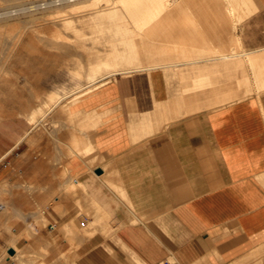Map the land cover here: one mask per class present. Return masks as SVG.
I'll use <instances>...</instances> for the list:
<instances>
[{
    "label": "crops",
    "instance_id": "1",
    "mask_svg": "<svg viewBox=\"0 0 264 264\" xmlns=\"http://www.w3.org/2000/svg\"><path fill=\"white\" fill-rule=\"evenodd\" d=\"M209 17L216 24L202 41L209 56L116 74L106 85L83 95L73 111L101 113L96 127L82 131L80 124H71L68 131L67 117L56 111L61 127L54 133L64 160L55 163L46 157L57 150L45 136L41 155L26 157L29 145L24 138L29 131L15 132L13 123L0 126V187H18L25 178L50 182L51 174L63 165L77 176L76 182L88 187L90 197L107 206L106 213L119 225L118 237L132 253L117 249L100 264H163L168 257L177 264H248L264 252V89L251 94L242 90L244 58L252 86L264 83V75L257 78L254 73L260 66L264 70V64L252 68L247 62L248 57L264 59L263 31L246 39L249 50L233 46L252 28L262 29L263 15L235 30L222 24L221 16ZM197 81L201 89H195ZM84 138L104 156L102 163L91 166L77 154L67 155L70 142L82 148L84 143L78 140ZM107 177L120 182L127 202L103 186ZM4 210L0 205V221L7 225L10 216ZM23 227L18 224L14 231ZM42 234L48 237L45 229ZM9 238L4 231L0 243ZM97 241L92 239L91 245ZM50 250L43 260L48 264L58 258L56 248ZM261 261L264 257L252 264Z\"/></svg>",
    "mask_w": 264,
    "mask_h": 264
},
{
    "label": "rangeland",
    "instance_id": "2",
    "mask_svg": "<svg viewBox=\"0 0 264 264\" xmlns=\"http://www.w3.org/2000/svg\"><path fill=\"white\" fill-rule=\"evenodd\" d=\"M81 1L82 2L79 5H76L80 7L78 8L79 10L77 9L78 12L75 13L74 11H72L74 12V14H67V17L66 16L58 17L55 19H51L54 15L48 14L40 20V19H29L24 16L25 14L23 12L25 10H29L25 7L28 6L27 3H29L30 1L29 2L28 0L24 1V4L21 5L18 3L14 4L8 0H0V13H1L0 14L1 15L0 16V35L5 34V35L0 36V46L2 44L1 46L2 48H0V56H1L0 57V94H1L0 96V126L4 123H9V124L13 123L12 125H14L15 132H19V131L22 132L26 130L29 131V133L24 138V141L26 142V144L29 145V150L25 154L26 157L27 155L29 156L30 155L40 156L41 155L42 149L40 147V143L42 142L43 140L42 138H44V136L47 138V141L50 142V144L54 148H56L55 150H57L59 141H58L57 136L54 135L55 134L54 132L59 131V128H60V124H59L60 119L58 117H55L56 115L55 112L57 110L59 112L62 111L63 115L67 117L68 131H69V126H71L73 122H75L74 124H80L81 126H83V127L79 126V129L82 131L88 130L89 127H96L101 122L102 114L96 113L97 111L95 110H92L91 111L92 113L91 112L89 113L86 110H83L80 112H74L73 109L75 108L77 101H79L83 95L88 94L106 85L111 80V78L114 75H116L112 73L111 75H108L107 81L106 83H104V85L96 84V82L93 84H90L89 86L87 85L89 82V80L87 79V75H89V73H91L94 69H96L95 67L98 68L99 66L102 68L100 69L99 74L105 73L107 71H112V69L114 68L113 66H110V65L106 66V64L104 65L102 64V62L106 63L109 61L110 64H113V62L111 61L116 60L115 55H117L118 53L119 54L117 56H119L120 54H121L120 57L125 56L123 59L119 58L122 60L123 62L122 66H124L125 68L128 69L129 67H131L134 69L136 68L135 66L140 67V69L127 72L126 74L134 73V72L149 71L143 68V66L141 67L140 64H142V60L144 61L142 65H144L145 67V66L153 65L154 61L156 64H159L161 62L162 63L171 62L172 64H176L179 62H189V61L195 60V58L201 59L203 58V56H209L208 52L206 54L204 53L208 51V49L203 46V42H202L203 37L208 36L207 35L208 32L213 31L214 29L213 27L216 25L213 20H210L209 15H213L217 17L221 16L223 19L222 24L226 25L227 28H231V29L233 28L234 30L236 29L235 26L238 27V25L239 26L242 25L243 27H246L247 25L250 24V22H252V20L257 15L259 14L263 15V22H261L260 24L262 26V29L257 30V29L252 28L247 35H245L244 33V36L241 41L239 40L233 41V46L239 49L242 48L244 52L249 50L245 43L247 38L255 37L257 35L256 31H259L258 33H261L263 31L262 35H264V10L260 11L259 13H254V11H251L255 7V5L252 2H250L251 5L244 6L243 9L240 8L239 10V8H237L236 16H232L230 14L223 13L224 11L223 7L222 5L221 6L219 5L218 7L217 0H191L189 1V3L186 1H183L182 10L185 8V10L183 11L178 9L180 7L179 1L172 0L170 2L171 9L168 11L173 12L172 13L173 16L167 17L166 19L165 15L168 13L163 12L159 17V20L157 21V23L159 24V29L157 31V36H156L157 38H156L155 46L153 45L154 49L153 48L150 49L149 47L140 49L138 52L139 54L138 53L136 54L137 56L134 55L135 53L133 52L131 47L125 44L123 45V43L119 41L117 42L118 38L121 36L115 35L114 29H112V33H111V30L108 28H107L108 30L106 29L107 31L104 30V32L98 31L95 28L97 24L95 22L94 23L92 22L91 24L87 22H86L87 24L84 22H78V24L80 25L79 29L77 30L78 32L73 31L71 29L65 30L67 31L66 35L71 36V37L68 36L69 40L71 41L74 40V42L83 41L85 43L86 46L84 48H80L78 50L79 52L77 51L72 54H66V53L64 54V51L61 52L59 48L56 49L55 47H52L51 49V47H47V46L41 47L42 44L39 43L40 42L39 38H48V39L56 40V39H61L60 37L58 38V35L60 34V32H62L63 34L66 33V32H63L64 30L62 31L61 27L53 25V21L59 20L63 22L64 18L65 20L75 19L77 21L81 17V15L87 12L85 10H88V9H91L97 6L99 7L101 5L109 4L112 2V0H93V2L89 1L87 3L82 4L85 1L84 0H81ZM115 1H116L115 4L117 5L118 0H115ZM42 2L44 1H41L40 3ZM80 5L83 6L82 10H81ZM85 5H87L86 8H85ZM19 6L20 8H18ZM45 6L46 5L42 6V10L48 9V7H45ZM56 6L58 7L64 6V4L61 3ZM21 7L24 8V10H22ZM66 8L70 9V7H66ZM216 8H218L217 11L219 13H216L217 12ZM244 10H246L247 12H245ZM5 12H7V14ZM239 15H242V17H240ZM238 17H240L241 19L240 18L238 19ZM79 20L81 21L83 19L80 18ZM104 20H105L104 23H106V26H107L109 23L108 19L104 18L103 21ZM17 21H20V22H17ZM22 22L23 23L25 22L26 24L25 23L22 24ZM4 23H7V24H4ZM181 23L183 24L187 23L186 26L188 25L189 29L187 28L185 30H181L179 28V25ZM21 26H23V28ZM85 26H88V27H85ZM43 28L45 29L43 30ZM186 30L187 31L189 30V31L187 32ZM84 31H85V34H84ZM96 31L98 32L97 34H96ZM93 33L94 35H92ZM13 35L14 36L16 35L15 36L16 39L19 40V43L21 41V44H18L17 46L13 45V43L15 42V41L13 42V40L15 39L13 38L14 37ZM77 35L78 37L76 39L75 36ZM18 37H21V38H18ZM29 38H32L33 40ZM34 39H36V41ZM31 40L33 44L35 43L34 45H36V47L32 48L31 44L26 45L24 43V42H28ZM113 40L116 41L115 42L116 44H113L111 42ZM106 44L109 45L110 47L108 46L106 47ZM118 46L120 48H118ZM49 48H50V51H49ZM193 48H199V50L196 53L186 52ZM45 49H47L48 51ZM155 50H157L158 52ZM145 51H147V56H146ZM39 52L42 54H40ZM150 52L152 55L150 54ZM214 53L224 54L225 52L222 50H216V52ZM129 54L134 55L133 56L134 60L130 61L128 59ZM79 55H82V57L81 56L78 57ZM154 55H155V58H154ZM37 56L38 58L40 57L41 59V60L39 59L40 61L39 60L36 61L38 59ZM139 56L140 58H138ZM169 57L171 59H169ZM32 58L35 61H33ZM43 59L44 61H42ZM149 61L153 63H150ZM250 61L253 63H251ZM250 61L248 62L251 63L249 64H250V67L252 68H255V67H258L264 64V59L260 61H252V60ZM44 63H48V64H44ZM86 63H87V70H86ZM30 64H32V66ZM258 70H255V73H256L255 77H257L258 75L257 73H259ZM76 74L79 76H77ZM245 74L246 76L242 80H244V82L246 80L250 84L249 88L251 86V88L253 89V91H251L250 93L261 92L262 90L261 91L256 90L257 85L260 86L261 83L259 82V84H257L256 86H252V84L249 82L250 78H249L248 72L245 71ZM242 76L243 74L241 75V77ZM105 78L106 77H104L103 79L101 78L99 80H104ZM37 79L40 80L39 83L37 82L38 81ZM77 79L79 82L81 79L83 83L82 82L79 83ZM237 79H238V85H239L241 79H239V77H237ZM196 83L197 85L198 83L201 85V86L198 85L199 86L198 89H201L202 83L199 81H197ZM79 85L83 87L81 88ZM98 86L100 87L97 88ZM31 88L32 89L34 88V90H32ZM36 88H38V90ZM67 89L69 90L68 92L66 91ZM31 90L33 94L30 93ZM242 90H243V93L248 94L246 92V87L244 84L242 85ZM36 91L40 93L38 94ZM55 91L58 92V94L61 92V94L48 95V94H51L50 92H53L52 94L56 93ZM76 92L78 93V96ZM64 93L66 94L68 93L67 97H65L66 94L64 95ZM75 94L77 97L75 96ZM72 95L74 96L72 97ZM52 96H56V99L60 96V99H61L60 101L62 103L59 101V103L53 109L49 111V107L52 106L56 101L55 99L52 98ZM46 98L47 99L49 98L48 102L51 101L49 105L48 103L46 104L47 102V100H45ZM51 98L52 100H50ZM30 99L35 103L33 104V102ZM42 99H44V101ZM52 101H53V104H52ZM43 104H46V106ZM32 107H34V109L35 108L39 109L40 107H44L43 111H41L40 113L38 111L37 113L38 115L36 118L37 119L36 125L30 124L31 123V113L33 112ZM58 107H60V109H58ZM30 108L32 109L30 110ZM68 108L71 110L68 111L67 110ZM44 112L45 113L47 112V113L45 114ZM68 112L70 113V115ZM71 112H74V113L71 114ZM72 127L74 128L73 130L74 133H76L75 131L76 127L75 126H72ZM64 129L65 128L63 126V130ZM38 132L39 134H43V135L41 136V138L36 139L34 138V134H38ZM84 139H86L87 141L86 143H88L92 147V145L90 144V140H88V138H84ZM86 143H84V146H86L85 145ZM70 144L72 146L78 145L76 141L74 144L73 140L70 142ZM87 154H89V156L97 157V159L93 163H91V166L102 163L104 161V156L97 150L95 145L92 147L91 151H88ZM67 155L68 156L72 155V150L68 149ZM46 157L50 160V162H55V163H58L61 158L58 150L54 151L53 149L51 150L49 155H46ZM61 160H64V157H62ZM62 164H64V161L62 162ZM56 173L57 174L55 175L53 173L51 174L50 182H42V181H37V180L35 182H27L25 180L26 178L24 180L23 178H21L20 180H23L24 182L20 181V186L15 187L13 185H10V186L5 187L6 190H0V205L5 204L4 209L6 210V212L7 211L9 213L11 212L10 214L8 213L10 216L9 217L10 219H8L7 225L6 223L5 225L3 224L4 220L0 223V236L2 235L4 231L7 232L10 236L8 241L7 239H5L4 243H0V264H48V263L43 262V260H44V257L48 256L51 253V250H50L51 247L56 248V252L58 256L57 260L52 262L51 264H100L103 260L105 259L109 260L110 257H113L112 255L114 253H117V249L131 254L132 252L129 250V248L126 245H124L122 243L121 238L118 237V233L120 232V230L118 229L119 225L114 223V220L112 219L111 214L106 213L107 206H102L97 201V199L90 197L89 194L87 193L88 187H86V185H84L83 183L77 188L70 186L69 183L71 182L72 178L75 176L72 175L69 170H66L63 165L59 169H57ZM71 176L72 178H70ZM104 180H105L103 181L104 187L107 186L110 189L114 190L120 196V199H119L120 201H125V202L128 201V198H125L123 196L122 187H121L120 182L110 180V179L108 181V179L106 178H104ZM58 181H61L63 185L65 182H67V184L64 187V190H66V193L68 194L65 193L66 194L65 195L64 193H62L63 191L61 187H59L58 189V185H57ZM31 186L33 189L32 188L30 189ZM2 187L3 186H1L0 188ZM56 189H58L57 192L59 191L57 194H55L56 192L55 193L52 192V190L56 191ZM60 189H61V193H60ZM10 190L13 192L12 196L10 195V192H11ZM28 192L34 193L36 196L34 197L20 196V194L22 195ZM51 192L54 193L53 195H55L56 197L51 195L52 194ZM15 201L20 203V205L16 203ZM14 203L17 209L15 207L14 208L12 207V205L15 206ZM21 207H22V210L19 209ZM18 209L20 210V212ZM74 210H77V212L73 213L72 211ZM15 211H17L16 212L17 214L15 213ZM22 211L25 213V216L23 215L24 213L22 214ZM46 212H49V213L46 214ZM18 214L19 215L21 214L20 217H18L19 216ZM135 222H138V220H135ZM18 224L24 227H23V230L16 233L14 231V227H16ZM44 229L47 231L48 237H44V235L42 234ZM12 237H16V243L19 244L20 256L17 258L19 259L18 260L19 262H17L16 259L11 258L8 253V250L6 249V247L10 245V239ZM83 238L85 239L83 240ZM98 238H99V243L97 241L96 245L95 244L91 245L92 239H94L95 241V239H98ZM33 240L36 243L34 246L32 244ZM60 242L62 243L61 244L62 246L59 248L58 243ZM108 242L112 244L114 243L115 247L113 248L112 246H110ZM163 244H164L163 246H166L165 243ZM87 245L88 247L86 248ZM133 255L134 254L131 255L132 259H133ZM263 257H264V252L260 255H255L251 257L250 259L251 261H249L248 264H252L253 261L262 259ZM168 260L169 262H163V264H177L173 258L168 257ZM263 262L264 261H261L260 264H262ZM133 263L136 264L135 262Z\"/></svg>",
    "mask_w": 264,
    "mask_h": 264
},
{
    "label": "bare ground",
    "instance_id": "3",
    "mask_svg": "<svg viewBox=\"0 0 264 264\" xmlns=\"http://www.w3.org/2000/svg\"><path fill=\"white\" fill-rule=\"evenodd\" d=\"M8 1H10V2H12V3H18V4H21V5H23L24 4V1H27V0H8ZM30 1V2H29ZM41 1H44V2H42V3H40ZM85 2H83L82 4H84V3H87V2H89V1H92L93 2V0H84ZM172 0H118V2H119V4H118V2H117V5L115 4L116 3V1L115 0H112V2L111 3H109V4H105V5H101V6H97V7H93V8H91V9H88V10H85V11H87L86 13H84L83 15H81V17L80 18H82L83 20H72V19H70V20H65V18H64V21L63 22H61V21H53V25H56V26H59V27H61V29H62V31L63 32H66L65 34H63L62 32H60V34L58 35V38L60 37L61 39H56V40H53V39H48V38H39L40 40V44H42L41 45V47L42 46H47V47H51V49H52V47H55L56 49L57 48H59L60 50H61V52L62 51H64V54L66 53V54H72V53H75V52H77L80 48H84L86 45H85V43L83 42V41H78V42H74V40L73 41H71V40H69V38H68V36H70V35H66L67 34V31H65L66 29H71V30H73V31H76V32H78L77 30L79 29V24H78V22H84V23H89V24H91L92 22L94 23H97L96 24V27H95V25H94V27L98 30V31H103L104 32V30H106L107 28L108 29H110L111 30V33H112V29H114V32H115V35H120L121 37H119L118 38V40H117V42L119 41V42H121V43H123V45L125 44V45H128L129 47H131L132 48V50H133V52L135 53L134 55H136L138 52H139V50L140 49H143V48H145V47H149L150 49L151 48H153V45L155 46V43H156V36H157V31H158V29H159V24L157 23V21L159 20V17H160V15L163 13V12H167L168 14H166L165 16V18L167 19V17H171V16H173L172 15V13L173 12H169L168 10H170L171 9V7H170V2H171ZM177 1H179V4H180V7L178 8V9H180V10H182V3H183V1H186V2H188L189 3V1H191V0H177ZM28 2L29 3H27V7H25V8H27V9H29V10H25L23 13L25 14L24 16L26 17V18H29V19H42L44 16H46V15H54L51 19H55V18H58V17H67V14H74V12L76 13V12H78L77 11V9L78 8H80V7H78V6H76V5H79L82 1L81 0H28ZM91 2V3H92ZM96 2V1H95ZM217 5H218V7H219V5L221 6L222 5V7H223V13H227V14H230V15H232V16H236V10H237V8H239V10H240V8H242L243 9V7L244 6H248V5H251V3L250 2H252L254 5H255V7H254V9H252L251 11H254V13H257L259 10H261V9H263L264 8V0H217ZM64 4V6H56V5H58V4ZM98 3H100V2H98ZM108 3V2H107ZM5 4V3H4ZM65 4H67V5H65ZM43 5H46L45 7H48V9L47 10H42V6ZM100 5V4H99ZM187 5V4H186ZM81 6V5H80ZM86 6L87 5H85V8H86ZM92 6V5H91ZM2 7V6H1ZM66 7H70V9L68 8H66ZM82 7L83 6H81V10H82ZM18 8H20V6L18 7ZM22 8V7H21ZM188 8V7H187ZM252 8V7H251ZM245 9V8H244ZM7 10V9H6ZM12 10H14V9H12ZM21 10V9H20ZM22 10H24V8H22ZM21 10V11H22ZM79 10V9H78ZM84 10V9H83ZM183 10H185V8L183 9ZM182 10V11H183ZM218 10V8H216V11ZM250 10V9H249ZM72 11H74V12H72ZM245 12H247L246 10H244ZM239 12V11H238ZM250 12V11H249ZM6 14H7V12H5ZM21 13V12H20ZM216 13H219L218 11L216 12ZM251 13V12H250ZM1 14V13H0ZM247 14V13H246ZM249 14V13H248ZM22 15V14H21ZM80 15V14H79ZM175 15V14H174ZM250 15V14H249ZM1 16V15H0ZM69 16V15H68ZM238 16V15H237ZM240 17H242V15H239ZM7 17V16H6ZM5 17V18H6ZM240 17H238V19L240 18ZM5 18H3V19H5ZM69 18V17H68ZM68 18H66V19H68ZM108 19V25L106 26V23H104L105 22V20L103 21V19ZM161 19V18H160ZM241 19V18H240ZM23 20V19H22ZM39 20V21H40ZM62 20V19H61ZM4 21H6V20H4ZM3 21V22H4ZM30 21V20H29ZM51 21V20H50ZM101 21V22H100ZM107 21V20H106ZM17 22H20V21H17ZM37 22V21H36ZM25 23V22H24ZM23 22H22V24H24ZM39 23V22H38ZM86 23V24H87ZM4 24H7V23H4ZM26 24V23H25ZM42 24H44V23H42ZM46 24V23H45ZM50 24V23H49ZM48 24V25H49ZM187 24V23H186ZM186 24H183V23H181L180 25H179V28L181 29V30H185V29H187L189 26L187 25L186 26ZM28 25V24H27ZM37 25V24H36ZM47 25V26H48ZM11 26V25H10ZM38 26V25H37ZM40 26V25H39ZM51 26V25H50ZM84 26V25H83ZM7 27V26H6ZM12 27V26H11ZM22 28H23V26H21ZM20 27V28H21ZM41 27V26H40ZM49 27V26H48ZM85 27H88V26H85ZM236 28H237V26H235ZM38 28V27H37ZM45 28H43V30H44ZM53 29V28H52ZM90 29V28H89ZM107 29V30H108ZM189 29V28H188ZM233 29V28H232ZM12 30V29H11ZM10 30V31H11ZM14 30V29H13ZM17 30V29H16ZM27 30V29H26ZM28 30H29V28H28ZM32 30V29H31ZM42 30V29H41ZM106 30V31H107ZM174 30V29H173ZM23 31V30H22ZM187 31V30H186ZM189 31V30H188ZM187 31V32H188ZM193 31V30H192ZM18 32V31H17ZM28 32V31H27ZM33 32V31H32ZM56 32V31H55ZM72 32V31H71ZM75 32V33H76ZM3 33V32H2ZM13 33V32H12ZM19 33V32H18ZM23 33V32H22ZM69 33V32H68ZM98 32L96 31V34H97ZM108 33V32H107ZM21 34V33H20ZM39 34V33H38ZM52 34V33H51ZM56 34V33H55ZM77 34V33H76ZM83 34V33H82ZM84 34H85V31H84ZM90 34V33H89ZM100 34V33H99ZM103 34V33H102ZM109 34H110V32H109ZM2 35H5V34H2ZM2 35H0V36H2ZM9 35V34H8ZM35 35V34H34ZM49 35V34H48ZM79 35V34H78ZM78 35L77 36H75L76 37V39H77V37H78ZM92 35H94V33L92 34ZM114 35V36H115ZM10 36V35H9ZM14 36V35H13ZM16 36V35H15ZM13 37V38H15L14 40H13V45L14 46H17L18 44H21V41H20V43H19V40L18 39H16V37ZM20 36V35H19ZM28 36V35H27ZM43 36H44V34H43ZM85 36V35H84ZM96 36V35H95ZM153 36H155V37H153ZM11 37V36H10ZM52 37V36H51ZM71 37V36H70ZM81 37V36H80ZM94 37V36H93ZM97 37V36H96ZM116 37V36H115ZM238 37H240V36H238ZM4 38V37H3ZM12 38V39H13ZM18 38H21V37H18ZM28 38V37H27ZM26 38V39H27ZM56 38V37H55ZM73 38H74V36H73ZM86 38V37H85ZM89 38V37H88ZM91 38V37H90ZM111 38V37H110ZM151 38V39H150ZM29 39H32V38H29ZM38 39V38H37ZM72 39V38H71ZM99 39V38H98ZM112 39V38H111ZM2 40H4V39H2ZM21 40V39H20ZM23 40V39H22ZM28 40V39H27ZM33 40V39H32ZM32 40L31 41H28V42H24L26 45L27 44H31L32 45V48H34V47H36V45H34L33 43H32ZM35 41H36V39H34ZM34 41V42H35ZM95 41V40H94ZM158 41V40H157ZM9 42V41H8ZM113 44H116L115 42V40H113V41H111ZM110 42V43H111ZM104 43V42H103ZM107 43V42H106ZM153 43V44H152ZM4 44V43H3ZM24 44V45H25ZM38 44V43H37ZM39 44V45H40ZM119 44V43H118ZM30 45V46H31ZM1 46H2V44H1ZM0 46V48H2ZM3 46H5V45H3ZM110 47L109 45H107L106 44V47ZM20 47V46H19ZM25 47V46H24ZM29 47V46H28ZM28 47H26V48H28ZM124 47V46H123ZM14 48V47H13ZM30 48V47H29ZM38 48H40V47H38ZM45 48V47H44ZM54 48V49H55ZM113 48H115V47H113ZM118 48H120L119 46H118ZM117 48V49H118ZM5 49V48H4ZM6 49H7V47H6ZM21 49H22V47H21ZM31 49V48H30ZM36 49V48H35ZM55 49V50H56ZM87 49H88V47H87ZM103 49V48H102ZM109 49V48H108ZM154 49V48H153ZM156 49H158V48H156ZM38 50V49H37ZM42 50V49H41ZM40 50V51H41ZM45 50H47V49H45ZM44 50V51H45ZM146 50V49H145ZM7 51V50H6ZM9 51V50H8ZM25 51V50H24ZM35 51V50H34ZM33 51V52H34ZM48 51V50H47ZM49 51H50V48H49ZM109 51V50H108ZM153 51V50H152ZM155 51H157V50H155ZM164 51V50H163ZM166 51V50H165ZM17 52V51H16ZM15 52V53H16ZM54 52V51H53ZM56 52V51H55ZM79 52V51H78ZM112 52V51H111ZM116 52V51H115ZM146 52V56H147V51H145ZM158 52V51H157ZM242 52H244V51H242ZM250 52V51H249ZM9 53H11V52H9ZM14 53V52H13ZM27 53H29V52H27ZM32 53V52H31ZM36 53H37V51H36ZM40 53V52H39ZM38 53V54H39ZM45 53V52H44ZM59 53V52H58ZM117 53V52H116ZM153 53V52H152ZM159 53H160V51H159ZM258 53V52H257ZM23 54V53H22ZM40 54H42V53H40ZM60 54V53H59ZM78 54V53H77ZM76 54V55H77ZM80 54V53H79ZM107 54V53H106ZM111 54V53H110ZM109 54V55H110ZM115 54V53H114ZM119 54V53H118ZM117 54V55H118ZM139 54V53H138ZM150 54H151V52H150ZM235 54V53H234ZM234 54L232 55V56H234ZM260 54V53H259ZM108 55V56H109ZM117 55H115V58H116V60L115 61H111V62H113V64H110V62L108 61V62H102V64H106V66L107 65H110V66H113L114 68L112 69V71H107V72H105V73H100L99 74V71H100V69H102L101 67H99L98 65V68L97 67H95L96 69H94L91 73H89V75H87V79L89 80V82H88V86L90 85V84H93V83H95L96 82V84H99V85H104V83H106V81H107V78H108V75H111V73L112 74H126L127 72H131V71H133V70H138V69H140V67L139 66H135L136 68H131V67H129L128 69L127 68H125L124 66H122L123 65V62H122V60L121 59H123L125 56H121L120 57V55L119 56H117ZM133 54L132 55H130L129 54V56H128V59L131 61V60H134L133 59V56H134ZM152 55V54H151ZM156 55H157V53H156ZM70 56V55H69ZM82 57V55H79L78 57ZM137 56V55H136ZM149 56V55H148ZM243 56V55H242ZM242 56H241V58H242ZM1 57V56H0ZM12 57V56H11ZM10 57V58H11ZM24 57V56H23ZM33 57V56H32ZM42 57V56H41ZM106 57H107V55H106ZM152 57V56H151ZM204 57V56H203ZM245 57V56H244ZM243 57V58H244ZM247 57V56H246ZM258 57H260V56H258ZM7 58V57H6ZM5 58V59H6ZM16 58H18V57H16ZM37 58H38V56H37ZM119 58H121V59H119ZM127 58V57H126ZM138 58H140V56L138 57ZM154 58H155V55H154ZM226 58V57H225ZM250 60H252V57H248ZM9 59V58H8ZM14 59V58H13ZM33 59V58H32ZM31 59V60H32ZM40 59V57L36 60V61H38ZM57 59V58H56ZM63 59V58H62ZM104 59H106V58H104ZM114 59V58H113ZM136 59V58H135ZM169 59H171L170 57H169ZM196 59V58H195ZM245 59V58H244ZM243 59V61H242V69L244 70V72H245V60ZM247 59V58H246ZM247 60V62L248 61H250V60ZM253 59H255L254 57H253ZM256 59H257V57H256ZM41 60V59H40ZM39 60V61H40ZM121 60V61H120ZM155 60V59H154ZM153 60V61H154ZM166 60V59H165ZM180 60H182V59H180ZM30 61V60H29ZM33 61H35L34 59H33ZM42 61H44V59L42 60ZM89 61V60H88ZM100 61H102V60H100ZM105 61V60H104ZM140 61H141V59H140ZM147 61V60H146ZM151 61V60H150ZM149 61V62H150ZM187 61V60H186ZM199 61V60H198ZM257 61V60H256ZM15 62V61H14ZM48 62V61H47ZM139 62V61H138ZM143 60H142V64H143ZM159 62V61H158ZM157 62V63H158ZM161 62V61H160ZM251 62V61H250ZM249 62V63H250ZM5 63V62H4ZM3 63V64H4ZM33 63V62H32ZM89 63V62H88ZM93 63H95V62H93ZM101 63V62H100ZM150 63H153V62H150ZM162 63V62H161ZM159 63V64H156L155 63V61H154V64L153 65H149V66H145L144 67V65H142V64H140L141 65V67L143 66V68H145V69H147V70H152V69H154V68H156V67H162V66H168L169 67V65H172V63L171 62H166V63ZM251 63H253V62H251ZM250 63V64H251ZM44 64H48V63H44ZM80 64H82V63H80ZM249 64V65H250ZM257 64V63H256ZM31 66H32V64H30ZM35 65H36V63H35ZM27 66V65H26ZM24 67V66H23ZM83 67V66H82ZM109 67V66H108ZM29 68V67H28ZM31 68V67H30ZM32 68H34V67H32ZM37 68V67H36ZM40 68V67H39ZM92 68V67H91ZM164 68V67H163ZM177 68V67H176ZM93 69V68H92ZM132 69V70H131ZM165 69V68H164ZM33 70V69H32ZM49 70V69H48ZM82 70V69H81ZM86 70H87V63H86ZM34 71V70H33ZM37 71V70H36ZM49 72V71H48ZM257 72V71H256ZM258 72L259 73H257L258 75H257V77H261L262 75H264V70H263V68H262V66H260V68H259V70H258ZM40 73H41V71H40ZM74 73H75V71H74ZM80 73V72H79ZM85 73H87V72H85ZM84 73V74H85ZM254 73H255V71H254ZM30 74V73H29ZM256 74V73H255ZM77 75V74H76ZM76 75H74V76H76ZM246 75V74H245ZM34 76V75H33ZM77 76H79V75H77ZM27 77H29V76H27ZM31 77V76H30ZM104 77H106L104 80H99V79H103ZM34 78V77H33ZM76 78V77H75ZM81 78V77H80ZM115 78V77H114ZM86 79V78H85ZM84 79V80H85ZM86 79V80H87ZM110 79V78H109ZM116 79V78H115ZM38 80V79H37ZM76 80V79H75ZM258 80V79H257ZM3 81V80H2ZM36 81V80H35ZM39 81L40 80H38L37 82L39 83ZM77 81H78V79H77ZM260 81V80H259ZM79 82V81H78ZM80 82H82V80L80 79ZM79 82V83H80ZM260 82H262V81H260ZM264 82V81H263ZM30 83V82H29ZM79 83H77V84H79ZM83 83V82H82ZM256 83V82H255ZM243 84L245 85V87H246V92L248 93V94H251L250 92L251 91H253V89L251 88V86H250V88H249V83H246V82H244V80H243ZM262 84V83H261ZM260 84V86H258L257 85V87H256V90L257 91H261V90H263L264 89V83L261 85ZM2 85V84H1ZM40 85V84H39ZM198 85L199 86H201L199 83H198ZM197 85V83H195V89H197V88H199V86ZM32 86V85H31ZM80 86V85H79ZM38 87V86H37ZM81 87V86H80ZM83 87V86H82ZM81 87V88H82ZM100 86H98L97 88H99ZM79 88V87H78ZM32 89V88H31ZM37 90H38V88H36ZM255 89V88H254ZM32 90H34V88L32 89ZM32 90H31V92L30 93H32L33 94V92H32ZM67 92L69 91L68 89L66 90ZM73 91V90H72ZM256 91V92H257ZM37 92V91H36ZM56 92V91H55ZM64 92H65V90H64ZM79 92V91H78ZM38 93V92H37ZM40 93V92H39ZM38 93V94H39ZM51 94H48V95H55V94H58V92H56V93H54V94H52L53 92H50ZM70 93V92H69ZM77 93V92H76ZM35 94V93H34ZM59 94H61V92L59 93ZM58 94V95H59ZM66 93H64V95H65ZM183 94V93H182ZM57 95V96H58ZM63 95V94H62ZM63 95V96H64ZM67 95H68V93L65 95V97H67ZM0 96H1V94H0ZM32 96V95H31ZM38 96V95H37ZM41 96H42V94H41ZM74 95H72V97H73ZM75 96H76V94H75ZM77 96H78V93H77ZM76 96V97H77ZM51 97V96H50ZM49 97V98H50ZM48 98V99H49ZM52 98L53 99H55L56 101H55V103L53 104V101H52V106H50L49 107V111L51 110V109H53L58 103H59V101L61 100L60 99V96L56 99V96H52ZM52 98L50 99V100H52ZM32 99V98H31ZM30 99V100H31ZM47 98L45 99V100H47V102H46V104L48 103V105H49V103L51 102H48L49 100H48ZM64 99V98H63ZM75 99V98H74ZM34 100V99H33ZM43 101H44V99H42ZM32 101V100H31ZM33 102V101H32ZM31 102V103H32ZM61 102V101H60ZM78 102V101H77ZM35 102H33V104H34ZM62 103V102H61ZM46 104H43V105H45L46 106ZM38 105V104H37ZM40 105V104H39ZM47 105V106H48ZM35 106V105H34ZM38 107V106H37ZM61 107V106H60ZM60 107H58V109H60ZM66 107V106H65ZM33 108V112L31 113V123L30 124H32V125H36V122H37V113H38V111H39V113L41 112V111H43V108L44 107H40L39 109H34V107H32ZM32 108H30V110L32 109ZM19 110V109H18ZM47 110V109H46ZM56 110V109H55ZM63 110V109H62ZM68 111H70L71 109H67ZM83 110V109H82ZM58 111V110H57ZM96 111V110H95ZM62 112V111H61ZM60 112V113H61ZM87 112H91L90 110H88ZM45 113V112H44ZM47 113V112H46ZM45 113V114H46ZM56 113H59V111L58 112H56ZM59 113V114H60ZM65 113H66V111H65ZM69 113V112H68ZM72 113H74V112H71V114ZM88 113V114H89ZM92 113V112H91ZM96 113H98V112H96ZM18 114V113H17ZM63 114V113H62ZM54 115H55V113H54ZM69 115H70V113H69ZM61 116H63V115H61ZM97 116H98V114H97ZM100 116V115H99ZM55 117H57L56 115H55ZM60 117V116H59ZM85 117V116H84ZM46 118V117H45ZM97 118V117H96ZM99 118V117H98ZM40 119V118H39ZM39 121V120H38ZM97 122V121H96ZM100 122V121H99ZM75 122H73V124H74ZM66 124V123H65ZM44 125V124H43ZM61 127V126H60ZM55 128V127H54ZM42 132V131H41ZM28 134V133H27ZM38 134H39V132H38ZM54 134V133H53ZM56 134H58L59 135V132H57ZM55 135V134H54ZM31 137V136H30ZM37 137V136H36ZM59 138V137H58ZM61 138V137H60ZM57 141V140H56ZM58 142V141H57ZM78 142H80V143H85L86 142V140L85 139H79L78 140ZM71 147V150H72V154H77L78 156H80L81 158H83L89 165H91V163H93V161H94V158H93V156H89V154H87L88 153V151H91V149H92V147L90 146V145H88V146H84V147H80V144H78L77 146H70ZM10 153V152H9ZM81 162H82V160H81ZM87 164V165H88ZM92 169V168H91ZM79 176V175H78ZM75 177H77V176H75ZM75 177H73L72 178V176L70 177V178H72V180H71V182L69 183L70 184V186H72V187H75V188H77L78 186H80V185H82V183L81 182H76V178ZM106 179H108V181H109V178L107 177ZM70 180V179H69ZM67 181V180H66ZM105 181V180H104ZM65 182V181H64ZM107 183V182H106ZM64 184H66V183H64ZM58 185V189H59V184H57ZM62 186V185H61ZM10 188V187H9ZM32 188V186L30 187V189ZM36 188V187H35ZM66 188H67V186H66ZM65 188V189H66ZM4 190L5 188L4 187H2V188H0V190ZM33 189V188H32ZM58 189H56V191H53L52 190V192H56L55 194H57L58 192H57V190ZM62 191H64L63 189V186H62ZM61 189H60V193H61ZM55 190V189H54ZM69 191V190H68ZM67 191V192H68ZM7 192V191H6ZM51 192V193H52ZM65 193H66V190L64 191ZM54 193H52L51 195H53ZM59 193V194H60ZM11 194V193H10ZM16 194V193H15ZM19 194V193H18ZM66 194H68V193H66ZM65 194V195H66ZM21 195V194H20ZM53 196H55V195H53ZM56 197V196H55ZM68 200V199H67ZM16 202V201H15ZM16 203H18V202H16ZM13 204V203H12ZM19 205H20V203H18ZM17 204V205H18ZM63 204V203H62ZM3 205V204H2ZM8 205H10V204H8ZM14 205H15V203H14ZM3 206H5V204L3 205ZM12 207L14 208H16V205L15 206H13L12 205ZM19 207V206H18ZM17 209V208H16ZM20 210H22V207L21 208H19ZM18 209V210H19ZM17 210V211H18ZM20 210H19V212H20ZM17 211H15V213L17 212ZM24 211V210H23ZM22 211V214L25 212H23ZM2 212H3V210H2ZM8 212V211H7ZM7 212H5L6 214H7ZM9 213V212H8ZM11 213V212H10ZM9 213V214H10ZM6 214H5V216H6ZM17 214V213H16ZM19 215V214H18ZM21 215V214H20ZM20 215L18 216V217H20ZM24 216H25V213L23 214ZM22 215V216H23ZM27 215V214H26ZM4 216V215H3ZM14 216V215H13ZM23 216V217H24ZM9 217V216H8ZM3 218V217H2ZM6 218V217H5ZM27 218V217H26ZM10 219V218H9ZM23 220H24V218H23ZM27 220V219H26ZM1 222V221H0ZM4 223V225H5V222H3ZM8 223V222H7ZM6 227V226H5ZM10 227V226H9ZM8 227V228H9ZM12 227V226H11ZM23 233V232H22ZM14 235H16V234H14ZM85 238H83V240H84ZM12 240V239H11ZM8 241V240H7ZM18 241V240H17ZM9 247H13L14 249H15V253L12 255V254H10L11 256H12V258L13 259H16L17 260V262H19L18 260L19 259H17L19 256H20V254H19V246L17 245V243H16V237H14L13 238V241H12V244H10V245H8V247H6V249H8ZM22 258H23V256H22ZM21 259V258H20ZM14 261V260H13Z\"/></svg>",
    "mask_w": 264,
    "mask_h": 264
},
{
    "label": "water",
    "instance_id": "4",
    "mask_svg": "<svg viewBox=\"0 0 264 264\" xmlns=\"http://www.w3.org/2000/svg\"><path fill=\"white\" fill-rule=\"evenodd\" d=\"M97 172H98V173H101V170H98ZM8 252H9L10 254H14V253H15V250H14V248H9V249H8Z\"/></svg>",
    "mask_w": 264,
    "mask_h": 264
}]
</instances>
